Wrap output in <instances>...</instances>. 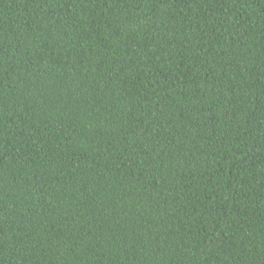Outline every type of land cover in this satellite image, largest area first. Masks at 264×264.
<instances>
[{
  "label": "trees",
  "instance_id": "16d2710c",
  "mask_svg": "<svg viewBox=\"0 0 264 264\" xmlns=\"http://www.w3.org/2000/svg\"><path fill=\"white\" fill-rule=\"evenodd\" d=\"M0 264H264V0H0Z\"/></svg>",
  "mask_w": 264,
  "mask_h": 264
}]
</instances>
